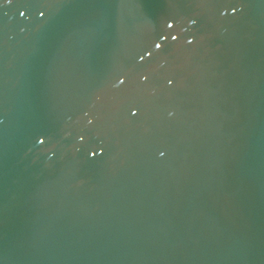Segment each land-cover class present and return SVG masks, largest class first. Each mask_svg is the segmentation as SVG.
Instances as JSON below:
<instances>
[{
    "label": "water",
    "instance_id": "1",
    "mask_svg": "<svg viewBox=\"0 0 264 264\" xmlns=\"http://www.w3.org/2000/svg\"><path fill=\"white\" fill-rule=\"evenodd\" d=\"M0 264H264V0H0Z\"/></svg>",
    "mask_w": 264,
    "mask_h": 264
}]
</instances>
